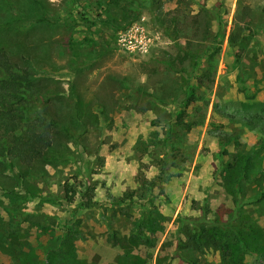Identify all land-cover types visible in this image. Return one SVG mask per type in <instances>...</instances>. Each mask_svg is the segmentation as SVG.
<instances>
[{"label": "rangeland", "instance_id": "1", "mask_svg": "<svg viewBox=\"0 0 264 264\" xmlns=\"http://www.w3.org/2000/svg\"><path fill=\"white\" fill-rule=\"evenodd\" d=\"M14 76L51 145L0 129V264H264V0H0Z\"/></svg>", "mask_w": 264, "mask_h": 264}, {"label": "trees", "instance_id": "2", "mask_svg": "<svg viewBox=\"0 0 264 264\" xmlns=\"http://www.w3.org/2000/svg\"><path fill=\"white\" fill-rule=\"evenodd\" d=\"M88 21V19L83 18ZM84 24V23H83ZM86 24V23H85ZM19 78L10 77L9 79H0V125L6 121L7 117H18L17 114L3 115L4 111V94H7L9 98H13L18 93L17 85L19 84ZM3 132H9V137H5L4 141L10 146V150L15 153L18 163L23 167H30L35 164L36 160H39L45 154V150L51 145V141L45 132L39 131L35 126L26 125L21 129L19 134H16L14 129H8V127L0 126Z\"/></svg>", "mask_w": 264, "mask_h": 264}, {"label": "crops", "instance_id": "3", "mask_svg": "<svg viewBox=\"0 0 264 264\" xmlns=\"http://www.w3.org/2000/svg\"><path fill=\"white\" fill-rule=\"evenodd\" d=\"M109 158V157H108ZM135 158V157H134ZM110 159L107 160L105 169L101 171V177L103 180H106V182H110L111 179L114 178L115 174L121 176L124 178L125 184H127V190L130 192H126L128 200L132 199V203H135V205H139L138 202L141 200V189H143L144 185L146 184V180L144 173L139 170V168H135L136 165H132V169L128 172H121L119 170H113ZM138 161V160H137ZM107 198L109 199L107 203L110 202L111 194H107ZM113 202H110V205ZM135 208V206H134Z\"/></svg>", "mask_w": 264, "mask_h": 264}, {"label": "built area", "instance_id": "4", "mask_svg": "<svg viewBox=\"0 0 264 264\" xmlns=\"http://www.w3.org/2000/svg\"><path fill=\"white\" fill-rule=\"evenodd\" d=\"M131 32H132V34L135 35L136 33H142V29L140 27H135L132 31H129L127 33L122 34V38L120 40L125 41L126 37L130 38Z\"/></svg>", "mask_w": 264, "mask_h": 264}]
</instances>
